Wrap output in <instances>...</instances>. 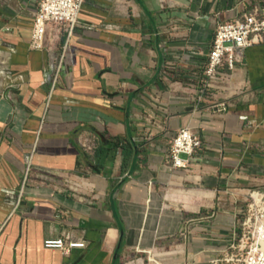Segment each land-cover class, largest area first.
I'll return each instance as SVG.
<instances>
[{"label": "crops", "instance_id": "obj_1", "mask_svg": "<svg viewBox=\"0 0 264 264\" xmlns=\"http://www.w3.org/2000/svg\"><path fill=\"white\" fill-rule=\"evenodd\" d=\"M38 4L0 0V264H122L142 246L212 264L264 191V43L206 69L219 25L264 0H85L51 96L66 38L33 47ZM185 127L203 146L173 167ZM65 234L87 247L45 249Z\"/></svg>", "mask_w": 264, "mask_h": 264}, {"label": "built area", "instance_id": "obj_2", "mask_svg": "<svg viewBox=\"0 0 264 264\" xmlns=\"http://www.w3.org/2000/svg\"><path fill=\"white\" fill-rule=\"evenodd\" d=\"M84 3L85 0H39L32 33L33 47L43 48L49 28H53L56 37L64 34L66 38L60 59L52 58L54 77L50 96L62 72L64 53L74 37ZM263 43L264 7H256L252 12L234 21L220 24L209 55L206 75L218 78L222 74L221 70L226 66L234 71L250 47ZM202 146L201 136L196 134L191 127L181 129L171 147L170 158L173 167L187 168L193 155ZM30 162L29 159L28 170ZM19 201L20 196L17 205ZM238 219L239 235L230 245L229 249L232 253L226 256V261L228 263L264 264V191H253L249 194L247 207L239 211ZM86 247L85 242H75L69 234L45 243V249L59 251L65 257H70L75 249ZM220 262L219 258L212 260V264Z\"/></svg>", "mask_w": 264, "mask_h": 264}, {"label": "rangeland", "instance_id": "obj_3", "mask_svg": "<svg viewBox=\"0 0 264 264\" xmlns=\"http://www.w3.org/2000/svg\"><path fill=\"white\" fill-rule=\"evenodd\" d=\"M239 220V219H238ZM185 236V235H184ZM149 250L145 247H139L138 251H133L129 253L127 256H123L122 264H157L155 261H152L151 258L155 259L158 263L161 264H174L176 260L174 257L163 255L165 251L153 252L154 255L159 254V256H153L152 253L149 254ZM136 252V253H135ZM231 250L228 248L220 257L221 262L219 264H242L240 262L228 263L226 261V256L231 255ZM215 260V259H214ZM186 263L185 258L182 257V264Z\"/></svg>", "mask_w": 264, "mask_h": 264}]
</instances>
